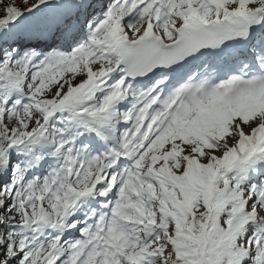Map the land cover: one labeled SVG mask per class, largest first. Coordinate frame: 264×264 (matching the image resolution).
<instances>
[{
    "label": "rangeland",
    "instance_id": "1",
    "mask_svg": "<svg viewBox=\"0 0 264 264\" xmlns=\"http://www.w3.org/2000/svg\"><path fill=\"white\" fill-rule=\"evenodd\" d=\"M186 1L176 0L175 5ZM205 1L198 0L213 11L216 5H219L217 9L219 11L228 7L233 8L240 2L251 7H264V0H207L208 3H212L211 5H207ZM79 5L92 6L95 5V0H9L11 10L22 16L13 22L8 20L9 18L0 19V35L10 37L12 34H19L24 37L25 34L21 33H29L33 37L42 31V33L46 31L52 33L59 24L75 13ZM192 6L198 7L196 4ZM96 8L98 10L96 13L94 8L89 11L94 17L91 22L86 23V27L83 28L85 21L75 20V25L70 29L80 25V36L85 33L88 37L97 27L92 26V23L100 17L101 7ZM118 13L119 11L116 10L113 15L116 16ZM203 14L207 13L201 12L199 15ZM149 20H154V17L145 16L137 23L134 19H126L124 23L127 31L134 37L143 30L144 24ZM103 21L108 27L99 37L111 26L109 17L105 18L103 15L98 23ZM175 21L176 24L169 20V25L171 27L178 25L179 20L175 19ZM166 22H157L158 29L163 35L172 37V30L168 28ZM61 31L64 32L65 29ZM65 40L62 35L57 39L64 44ZM42 42L44 41L38 39L26 46L27 55L20 58L22 71L6 69L8 86L6 95L3 96V105L0 106V117L6 129H9L11 123H16L18 126L17 131L10 135L13 140L11 148L19 157L26 155V159L22 163L15 162L14 158L8 160L9 175L4 188L14 193L18 215L25 219V224L22 226L25 234L16 248L17 251L21 250L23 264H76L83 254L81 244L83 240L79 235L86 229L87 221L84 219L85 216H77V220H74L76 217H68L71 216L68 205L76 200L69 190L71 193L81 195L86 190L100 187L94 184V180L98 176L96 173L106 152L100 151L92 157L89 156L90 158H83L91 152V149L97 148L96 143H89L92 135L86 129L89 123L87 116L104 112L106 102L115 92L104 96L100 102L92 100L95 98L98 82L90 80L89 61L92 55H89L88 49L75 52L76 47L68 49L67 45L65 49H52L53 44H40ZM69 51L72 52L68 53ZM51 53L62 56L53 59ZM76 76L80 78L74 80ZM99 78H104V75ZM21 79L25 84L18 88L16 83ZM124 93L125 96L129 93L128 88ZM249 97H255L256 101L252 102ZM259 98L261 101H258ZM115 115L114 117H117V114ZM125 117L120 120L121 123L126 120ZM117 124L115 120L113 127L116 128ZM186 124V121H182L178 127L173 126L158 138L146 154L137 160L138 166L134 168L133 173H130L128 184L122 188L119 185L115 188L116 196L113 194L111 197H116L114 201L118 198H120L118 201L122 200L117 209L120 213V218L117 220L120 234L109 250L112 253L110 257L104 255L103 262L99 264H104V261L112 264L109 260L115 258L116 253L119 254L120 259H125L124 254L140 244L147 245V255L137 250L131 260L136 264L154 263L156 253L152 247L153 239L150 237L153 232L148 231L147 236H144L142 232L133 229L138 221H143V224L150 223L149 217L162 223L160 230L163 229V224L167 223V220L159 221L152 212L147 211L149 209L141 192L148 191L154 186L152 181L144 182V177L151 178L148 170L151 171L149 173L152 176H167L168 181L180 192L177 197V202L180 197L179 202L174 210H169L170 215L177 214V208L192 213L200 194L204 197L208 195L210 212H214L225 193L245 185L248 189L246 192H243L239 198L232 197L237 205L232 208L229 220L219 219L217 222L212 215L211 218L201 216V219L206 217L208 221L204 224L206 232L200 237L205 238L204 246L198 249L202 254L201 258L203 257L202 264H235L236 254L224 250L229 241L235 237V232L232 230L229 235L224 233L222 235L220 232L224 227L233 225L239 213L244 210L255 215L260 221L248 240L249 247L253 249L250 264H264V143H262L264 98L260 93L256 96L246 95L234 104L218 109L215 115L209 113L197 118L191 128H186ZM81 126L83 128L79 130ZM200 129L204 130V134L198 132ZM177 131L185 135V139L175 141L172 136ZM107 134L114 139V143L105 151L114 152L115 146L121 145L124 139L116 137L111 129ZM121 134L125 136L126 133L121 130ZM248 145H251L256 156H252L250 163H239L235 159L236 153L243 151ZM64 148L66 152L62 154L61 150ZM79 149H81L80 153L77 152ZM152 155H155L156 159L165 156L164 166L148 168L149 158H152ZM2 158L3 165L1 162L0 168L7 167L6 158ZM84 160H87L85 165ZM182 163L185 167L180 168L178 164L182 165ZM192 173L202 179L204 188L188 184ZM73 180H77V184L72 183ZM145 186L146 190H144ZM101 189L100 187L94 190L101 193ZM92 193L97 198L98 194H94V191ZM96 202L98 204V199ZM81 203L77 204V208ZM67 217L68 228H72L69 233L63 238H61V230L50 235V232L61 226L60 224ZM67 236L70 237L66 238ZM73 237L79 238L80 242H71ZM182 244L187 247L192 246L187 237H183ZM46 249L47 251L44 252ZM113 251H116L115 254ZM93 255H89V258L80 261L79 264H91ZM163 264L166 262L164 261Z\"/></svg>",
    "mask_w": 264,
    "mask_h": 264
},
{
    "label": "bare ground",
    "instance_id": "2",
    "mask_svg": "<svg viewBox=\"0 0 264 264\" xmlns=\"http://www.w3.org/2000/svg\"><path fill=\"white\" fill-rule=\"evenodd\" d=\"M169 2H170V0H134L131 3L121 4L118 7V9H119L118 18H116L113 21L110 29L99 39H92V38L88 39L90 53L97 55V56L92 57V59L89 61V64H91V69H90L91 80L98 78V80L100 81L102 78L100 79L99 76H102V75H104V77H108L107 80H102L100 82V84L97 86L98 90L96 91L95 98L92 100H94L95 102H100L101 98H103L104 96H106L109 93H111L112 91H114L116 89V87H114L113 82H115L116 78H119V81L117 83L118 87H117V91L115 92L114 98H115V101L122 100V103H120L121 108L119 110L118 117L116 118V120H119L122 116H124L126 114L125 113L126 107L129 105L131 100H133L132 102L134 103V105L130 109V112H131L130 115L131 116L133 115L135 121L137 122L134 129L132 130V132H130L128 128L125 131L126 132V137H125V146L126 147H123V146L118 147L122 151V154L121 155H115L113 153H108L107 156H105L104 163H105V165L109 164V167L105 166V168L110 169L111 167H113V163L115 162V160H119V162H120L121 159H124V157H125L124 154H126L127 152H129V154H132L134 156L131 160L135 161L139 155L137 153V148L140 147L143 143H145L148 139L151 138V136L147 137L144 128H142V130L138 129L139 125L145 124L146 122H158L159 121L158 116H153L150 114V112L148 110V104L145 103V99L140 101V99H139L140 96H138V94H136V88H132L133 94L128 95L126 97H122V94L120 93V90L124 85V84L122 85V81L124 79V73H123L122 60H121V57L117 51V47L124 38L129 37V33L126 31V29L124 28L122 30V28H121V26L123 27V21L121 20V17L136 18V17H138L139 13H141L145 10L146 11H152L154 13H156V12L159 13L158 21H161V22L164 20L163 18L172 14L174 17V19H172L173 23H176L175 19L181 20V17H184L186 15H190V14L198 15V13H200V12L207 13L204 16L207 17L208 19L213 18L212 15H219L220 14V16H222V17L226 16L225 11H222L223 9H220L219 11H217L219 5L214 6V8H213L214 11H213V10L208 9L204 4L199 3L198 0H187L186 2L180 3L178 5H175V6L173 5L172 6L174 9L173 13L171 12V13L163 16V11L169 7ZM208 2L209 1L206 0L204 3H207V5L212 4V3H208ZM192 4H196V5H198V7L195 8L192 6ZM245 6H248V5L244 2H240V3H238L236 8H243ZM99 27H101V25ZM103 29H104V27H103ZM97 34H98V32H94L95 36ZM54 58H55V56H54ZM79 78H80V76H76L74 78V80H78ZM232 78H234V76ZM223 82H227V80H223ZM149 90L150 89L148 88L146 92H149ZM261 93H263V95H264V90H262ZM226 94L229 97L233 96V94H231L229 92H226ZM242 95L243 94H241V96ZM120 98H122V99H120ZM220 98H221V96L216 97V99L213 101L212 105L210 106V108L208 110L215 109L217 106L216 102ZM237 99H239V98H237ZM112 108H114V104H113V106H110L108 108L109 112L112 110ZM193 109H197L199 111V113H200L199 116H203L207 113V112H205L206 110H204L202 108L201 109L200 108H193ZM100 119H101V117L98 116V114H94L93 116L89 117V122L95 128H99V120ZM114 120H115V118H114ZM175 122L176 121H174V123ZM130 123H131V120H129V124ZM129 124H127V125H129ZM95 128L92 127L93 133H96ZM119 131H120V129L116 128V129H114L113 132H115L117 135ZM133 145H135V146H133ZM62 151L65 152V149H63ZM253 154H254L253 148L251 147V145H248L243 149V151L238 152L236 154L235 159L238 162L250 161ZM127 157L129 158L130 156H127ZM99 171L102 172V170H99ZM102 176L104 177V175H102ZM112 177H113V175H112ZM107 179H108V176L104 177L103 179L102 178L95 179L96 180L95 184L100 185V186L104 185L103 180L107 181ZM112 180H113V178H111V181ZM111 189H112V183L104 186L102 194H100V197L103 196L106 191L110 192ZM91 193H92L91 191H87L84 194L79 195L78 196V202H81L82 200H85V199H89V203H92L93 196H91ZM101 204L102 205L106 204L105 200L102 201ZM85 207H88V206H85ZM69 208H75V206L71 205V206H69ZM84 209H86V208H84ZM80 210H82V207H80V209H78V211H80ZM99 211L102 212L103 210H99ZM99 211L93 209V211L87 216V220H88L89 224H91V222H92L93 213L96 212V215H97V212H99ZM104 220L105 219H100L98 222L93 223L95 225V228H94V230H91L93 232L90 234V237L85 240V245L87 246L86 249H89V251L91 249L90 245H94V247L97 246L100 248H107L109 246L110 242L113 243L112 234L108 233V231L105 227L107 223H105ZM53 234H54V230H52L50 232V235H53ZM71 239H72L71 242L72 241L77 242L75 237H73ZM104 252H106V251H104ZM97 256H98V254L96 255V258H97Z\"/></svg>",
    "mask_w": 264,
    "mask_h": 264
},
{
    "label": "trees",
    "instance_id": "3",
    "mask_svg": "<svg viewBox=\"0 0 264 264\" xmlns=\"http://www.w3.org/2000/svg\"><path fill=\"white\" fill-rule=\"evenodd\" d=\"M21 16L22 14L17 15L11 10L9 0H0V19L6 20V18H9L8 20H11L18 19ZM12 40H14V36L11 39L0 36V97L2 96L1 92L5 85L3 66L12 64L5 58L7 46ZM13 67L15 68L16 64ZM21 84H23V81L20 80L18 85L21 86ZM16 129L17 126L13 123L11 130L8 131L0 118V157L3 154L12 158L17 154L8 148L11 144L10 134L12 131L15 132ZM24 156L25 155H23L21 159L24 158ZM6 176L7 170L0 171V264H20L19 254L14 252L13 248L23 235L21 228L22 219L17 216L15 210L16 203L11 192L3 187ZM197 183H200V181L195 178L193 184L196 185ZM157 185L158 195L154 200H152V204L159 210H163L157 200L170 204L169 191L171 186L167 185L164 187L163 183H157ZM227 206L228 204H226V207ZM207 207V201L205 199H200L198 207L195 209V214L193 216H188L186 219L187 224L184 227V233L186 232V235L190 237L195 248H198L201 244L200 237L204 232V224L207 221L206 217L201 219V216L208 215ZM225 211L227 212L226 208ZM222 214L224 216L226 213H223L222 211ZM169 220L170 227H168V229L164 232L167 237L166 246L163 245L162 247L163 252H165L163 255L165 256V262L166 264H186L181 258L185 249L181 248V244L179 243L181 239L180 231H178L180 224L172 218ZM245 225L248 226V222L243 224L240 223V226L238 227V235L233 241V245L231 247V251H237L243 256L237 260V264H245V262L249 260L248 254L251 252L246 250L248 227H245ZM223 233L224 230L220 232L222 235ZM199 264H202V261Z\"/></svg>",
    "mask_w": 264,
    "mask_h": 264
}]
</instances>
